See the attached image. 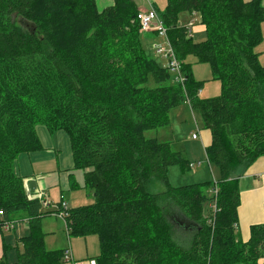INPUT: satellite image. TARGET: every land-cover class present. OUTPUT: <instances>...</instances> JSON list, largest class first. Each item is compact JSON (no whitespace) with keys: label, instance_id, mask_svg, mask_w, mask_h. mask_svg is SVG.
<instances>
[{"label":"trees","instance_id":"obj_1","mask_svg":"<svg viewBox=\"0 0 264 264\" xmlns=\"http://www.w3.org/2000/svg\"><path fill=\"white\" fill-rule=\"evenodd\" d=\"M155 9L182 63L183 85L144 47L136 0L103 7L99 0H0V223L23 217L30 226L17 260L1 256L0 264L65 262L64 251L46 248L48 213L60 214L70 234L98 236L97 264L264 259V222L251 226L248 241L237 238L241 196L233 176L264 155V65L256 51L262 0H167L163 12ZM185 11L206 27L204 41L179 23ZM189 55L211 64L218 95L199 97ZM185 100L211 132L206 155L220 174L173 187L169 167L187 169L188 159L145 131L167 126ZM40 123L68 133L91 204L44 211L40 198L27 195L15 162L42 148ZM154 182L164 190L152 191Z\"/></svg>","mask_w":264,"mask_h":264},{"label":"rangeland","instance_id":"obj_2","mask_svg":"<svg viewBox=\"0 0 264 264\" xmlns=\"http://www.w3.org/2000/svg\"><path fill=\"white\" fill-rule=\"evenodd\" d=\"M111 1L99 0V6ZM136 1L138 3L141 1L143 6H147L148 4L153 5L160 12L164 11L167 4V0ZM140 11L143 12V9ZM193 20H195L194 23H192ZM179 23L191 28V36L194 41L200 42L207 38L206 27L201 23L198 15L191 14L188 11L181 12ZM157 36L159 40L142 30L144 47L148 52L152 53L160 65L167 67V59L162 55L154 54L153 48L155 45H162L168 49L169 41L164 35ZM186 63L190 65L194 80L202 82L199 92L200 98L214 97L220 93L222 83L220 80L214 78L209 62L199 61L194 55H189ZM170 74L174 80L175 74ZM37 126L38 135L39 131L44 129V132L50 136V131L45 124L40 123ZM206 131L200 113L197 110H192L186 100L171 110L170 121L167 126L145 131L146 137L157 138L162 142H170L171 148L174 151H182L188 159L189 167L187 169H183L179 165L169 167L168 175L171 186L179 187L187 184L205 183L207 181L212 183L214 180H218L220 174L219 167L215 163H210L206 155V145L203 141ZM54 132H56L55 137H46V143L50 145L56 141L60 144L63 151L69 152L71 141L68 133L64 130L62 133H59L57 130ZM193 135H196L195 139L192 138ZM73 175H75L74 179L77 180V183L84 180L82 169L75 167ZM80 178L81 180H79ZM164 188L165 186L160 182H154L151 186V190L154 192L162 191ZM77 190L79 194H84L85 196L91 193L90 189L78 188ZM74 194V197H77V193ZM61 196L57 200L53 197H48L49 200L47 202L56 203L58 200L64 202L65 198L63 200ZM23 226H27L25 232ZM29 228L28 223L19 220L15 221L11 228L4 229V233L0 232V257L4 256L11 263L16 261L18 253L22 251V245L18 239L27 235L30 232ZM42 231L45 234V245L48 250H59L61 252H65L66 249L71 250L72 259L61 264H97L96 256L99 254V241L96 235L82 236L70 234L65 219L58 217L54 213H48L42 217ZM238 233H240V230H238ZM90 240L92 241L90 242ZM260 264H264V259L260 261Z\"/></svg>","mask_w":264,"mask_h":264},{"label":"crops","instance_id":"obj_3","mask_svg":"<svg viewBox=\"0 0 264 264\" xmlns=\"http://www.w3.org/2000/svg\"><path fill=\"white\" fill-rule=\"evenodd\" d=\"M243 1L248 2L251 0ZM109 3L102 5V7ZM262 4L264 6V0H262ZM149 5L143 6L140 1V10L146 11L150 7ZM262 33L263 39L256 47V51L259 53L261 64L264 65V20L262 23ZM147 34L158 39L157 34L154 32H147ZM206 130L203 141L208 146L211 143L212 135L210 130ZM57 131L59 133L63 132V130ZM55 133L54 131H50V136H48L44 132V129L40 130L38 137L42 148L32 152L21 153L16 159L15 170L23 180L27 195L30 198H40L44 211L56 210L61 203H65L66 208L91 204L93 202V192L90 191L91 193L85 196L84 194H79L77 190L78 188L87 189V187L84 185V180L77 183V180L74 179L75 175L73 174L76 166L74 164L73 151L71 150L72 145L69 152H67L63 151L60 144L56 141L50 145L46 143V137H55ZM67 148L69 147L67 146ZM233 176L239 181L241 196V203L237 210L238 224L236 226V234L238 239L246 242L251 235V226L264 222V155L258 157L249 165L241 166ZM74 193H77V197H74ZM60 195H62L63 200L65 198L64 202L61 200H58L56 203L47 202L50 197L56 200L59 199ZM54 214L63 218L58 213ZM19 220L28 223L27 219L23 217L16 218V221ZM14 222L12 223L14 224ZM26 227L23 226L24 232L27 230ZM238 230H240V233H238ZM1 233H4V231L2 230Z\"/></svg>","mask_w":264,"mask_h":264},{"label":"built area","instance_id":"obj_4","mask_svg":"<svg viewBox=\"0 0 264 264\" xmlns=\"http://www.w3.org/2000/svg\"><path fill=\"white\" fill-rule=\"evenodd\" d=\"M194 21L195 20H193L192 23H194ZM140 24H141V29L144 30L145 32H155L158 35H164L167 37V30L163 23V20L160 17L158 11L153 6H150L146 11L141 12ZM154 53L156 55H162L167 59V68L171 73L175 74L174 76L175 82L183 85L185 76L182 71V63L177 59V56L173 51L171 44L169 43L168 49H166L162 45H155ZM192 138L195 139L196 135H193ZM62 206L66 208L65 203H62ZM0 213L2 212L0 211ZM12 226H13L12 222L0 223V232L4 229L11 228ZM71 259H72L71 250L66 249L64 252V261L67 262Z\"/></svg>","mask_w":264,"mask_h":264}]
</instances>
